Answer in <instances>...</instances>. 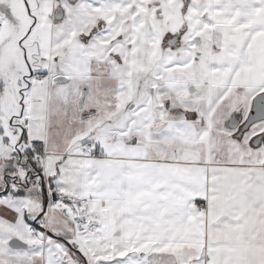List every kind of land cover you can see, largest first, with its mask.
I'll list each match as a JSON object with an SVG mask.
<instances>
[{
    "label": "snow or ice",
    "instance_id": "obj_1",
    "mask_svg": "<svg viewBox=\"0 0 264 264\" xmlns=\"http://www.w3.org/2000/svg\"><path fill=\"white\" fill-rule=\"evenodd\" d=\"M0 264H264V0H0Z\"/></svg>",
    "mask_w": 264,
    "mask_h": 264
}]
</instances>
